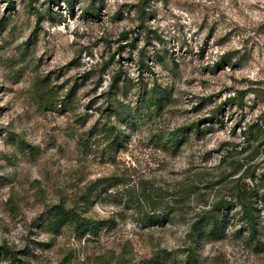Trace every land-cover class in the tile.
<instances>
[{
    "label": "rangeland",
    "instance_id": "rangeland-1",
    "mask_svg": "<svg viewBox=\"0 0 264 264\" xmlns=\"http://www.w3.org/2000/svg\"><path fill=\"white\" fill-rule=\"evenodd\" d=\"M139 1L0 0V246L22 251L21 264H264L238 204L223 235L193 227L238 183L256 184L264 243V0H147L142 15ZM140 52L153 76H138ZM119 68L133 82L156 80L169 98L141 111L115 148L96 109ZM72 87L65 107L51 109V95ZM193 123L203 135L161 146ZM111 176L129 201L124 187L96 198L94 182ZM56 204L98 222V233L48 230Z\"/></svg>",
    "mask_w": 264,
    "mask_h": 264
},
{
    "label": "trees",
    "instance_id": "trees-1",
    "mask_svg": "<svg viewBox=\"0 0 264 264\" xmlns=\"http://www.w3.org/2000/svg\"><path fill=\"white\" fill-rule=\"evenodd\" d=\"M147 0H140L136 5L137 11L142 15L145 13V6L143 3ZM63 2L70 8V0H63ZM97 9H91V14L97 16ZM127 34H122L121 39H126ZM142 52L138 57V76L143 77L141 72L142 68L154 75V72L149 65L145 62V57ZM168 56V55H167ZM156 63L160 61L161 56L159 53L154 54ZM154 62V63H155ZM221 63L233 64V59L227 58L225 55L222 56ZM139 78L136 82L133 79L122 75V70L113 72L110 75L109 84L107 89L103 92L102 98L104 99L103 105L97 108L100 111V115L109 121L110 126L104 125L102 128V135H105L107 142L110 147H123L125 131L127 127H133L134 120L140 117L141 111L155 112L159 110L163 103L169 98L167 95V88H164L156 80H151L149 82L142 83ZM75 92V87L70 88V90L62 98H56L51 95V109L54 107L64 108L68 99H72ZM129 93V97L127 94ZM124 96L125 101L120 97ZM217 120V116H213ZM213 117L206 118L207 120L213 119ZM113 119V121H112ZM219 123L221 120L218 121ZM116 123V124H115ZM203 128L200 127V123H193L191 128H179L172 131L168 137L161 141V146L165 149H174L175 143L179 139L187 138L191 132L194 136L200 137L203 135ZM19 146L29 147L27 143L23 140H19ZM123 178L117 176L102 177L98 178L93 185L97 187L96 198L106 197L110 193V189L113 187L115 189H120L124 187ZM255 185L250 186L248 183H238L236 185V192L233 194L229 200L226 198H221L216 200L208 211L205 212V217L200 219L194 228L198 235H206L207 233L214 234L216 236H221L224 234V229L229 223L227 212L235 205H239V211L237 214V220L240 222V228L245 231L248 240L253 244L255 249L262 250L264 243L258 239L260 234V229L262 222L259 219V211L257 208L258 203V191L254 188ZM125 188L124 196H128L126 199L129 201L131 197L127 192L129 188ZM121 196L122 193H119ZM264 194H262V197ZM154 205V204H153ZM149 208V212L144 213L143 221L149 224L153 220V215L159 209L155 205ZM167 211V212H166ZM167 213L169 215V209L162 212L163 218L166 220ZM66 223L72 225L73 232L82 236L85 234L96 235L100 229L98 222L91 220L82 216L78 211L73 208H65L63 205L56 204L51 207V217L47 220V229L52 232H58V230ZM22 251H17L9 248L6 245L0 246V264H21V260L18 258V254Z\"/></svg>",
    "mask_w": 264,
    "mask_h": 264
}]
</instances>
